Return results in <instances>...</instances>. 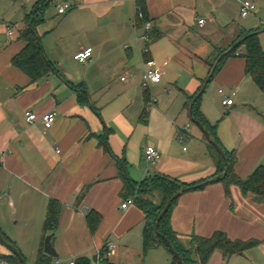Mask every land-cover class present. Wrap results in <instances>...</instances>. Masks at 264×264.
Masks as SVG:
<instances>
[{
	"label": "crops",
	"instance_id": "crops-1",
	"mask_svg": "<svg viewBox=\"0 0 264 264\" xmlns=\"http://www.w3.org/2000/svg\"><path fill=\"white\" fill-rule=\"evenodd\" d=\"M45 1L0 0V233L35 264L47 209L56 200L62 210L52 238L55 264H102L108 239L118 245L108 264H172L164 246L145 251L143 211L136 204L122 208L129 198L123 174L139 187L157 176L191 185L216 173L218 156L192 121L189 101L209 76L210 63L243 33L258 32L264 50V0H145L159 36L148 55L139 39L144 24L134 23L138 0H57L72 10L60 16L57 6L52 12L48 7L35 17L56 72L33 84L12 60L26 47L23 35ZM242 1L257 10L241 16L228 44L220 46L212 39L215 27L234 23ZM199 19L206 20L203 27ZM12 24L18 30L10 39ZM87 48L93 49L89 61H76ZM243 50L224 62L196 108L222 148L235 152L234 173L246 180L264 166V92L246 74ZM150 61L162 67L163 78L144 90ZM230 98L233 104L224 105ZM26 110L55 113L56 122L49 130L41 121L29 124ZM148 146L162 156L156 165L145 160ZM91 211L100 216L95 232L87 221ZM171 225L184 240L221 231L232 240H259L257 248H264V203L243 195L238 185L230 196L222 183L182 195ZM7 252L0 244V253ZM251 258L249 251L229 259L216 251L208 264H255Z\"/></svg>",
	"mask_w": 264,
	"mask_h": 264
},
{
	"label": "trees",
	"instance_id": "trees-1",
	"mask_svg": "<svg viewBox=\"0 0 264 264\" xmlns=\"http://www.w3.org/2000/svg\"><path fill=\"white\" fill-rule=\"evenodd\" d=\"M52 2L53 0L49 4H47L46 0L44 3L39 4L36 7L35 12L33 13L31 25L23 35V38L26 41V47L12 60L13 66L27 75L33 84L40 82L52 72H56L55 66L45 54V51L42 47L41 38L35 29V17L37 13L48 8ZM138 7L143 12L144 19L139 20L137 23L144 24L149 21L145 0H138ZM150 37L151 42L153 43L159 38V36L155 35L153 31L151 32ZM240 41L241 43L233 50L229 51L230 49H228L225 51H220L219 55L215 58L213 63H210L211 73L219 58H221L223 54L229 51L217 65L212 79L216 76V74L219 72L224 62L228 58L237 55L238 52H240L241 49L244 48L241 54L246 60V74L249 75L261 89V91L264 92V50L260 44L259 33L253 31L243 33L234 42L232 47ZM202 87L192 98H190V103H192V101L198 95ZM199 100L194 104L193 108V117L195 119V122H200L201 124H203L205 128L210 132L212 139L218 143L214 134V127L210 126L204 119V117L197 112L196 107ZM145 115L147 116V113H145ZM212 148L216 151L213 146ZM225 153L230 164V169L227 175H224L226 170V161L216 151V154L218 156L216 173L204 181L191 185L185 184L173 178L157 176L153 179L145 181L138 187V185H136L131 179L123 174L124 194L129 197L128 199H133L134 203L138 206L139 209L143 211L145 215V251L154 246H164L169 251L168 247L165 245L162 239V237H165L170 241L171 245L180 255L184 264H208L212 255L216 251L221 252L224 258L229 259L236 255H244L246 252L258 247L262 243L261 241L255 239L247 241L232 240L226 233L221 231L215 232L211 237L191 235L190 237H188V243H184V239H182L172 229L171 211L177 203L178 199L188 192L203 189L213 183H222L224 185L226 196H230V188L232 185H238L241 188L243 195L247 196L251 194L257 203H264V166L258 167L251 176H249L246 180H242L234 173V165L236 162L235 152L225 151ZM120 170L123 171L122 165H120ZM144 190H147L146 193L157 191L161 195L160 205H153L148 201L132 198V196L135 195L136 192L143 193ZM184 190L186 191L183 192ZM86 191V189L82 191V193L80 194V199L84 198ZM176 194H180V196L172 203L169 212L160 222L157 233L156 225L158 217L165 206ZM61 210L62 205L60 203H58L56 200L50 201L43 225L44 240L48 236L54 237L55 233L57 232L59 228ZM87 221L90 230L92 232H95L100 222V216L96 212L91 211L87 216ZM4 239L8 241L6 237H4ZM8 242L10 243V241ZM102 255L104 256L105 253ZM101 260L102 264H108L107 260H104L103 258ZM0 263L19 264V261L16 256L9 252V254L0 253ZM80 263L90 264L89 261L85 259H80L76 264ZM25 264H27L26 261ZM35 264H55L54 258L44 252V244L41 246L38 252ZM172 264L181 263L172 256Z\"/></svg>",
	"mask_w": 264,
	"mask_h": 264
},
{
	"label": "built area",
	"instance_id": "built-area-1",
	"mask_svg": "<svg viewBox=\"0 0 264 264\" xmlns=\"http://www.w3.org/2000/svg\"><path fill=\"white\" fill-rule=\"evenodd\" d=\"M72 10V6L70 4H63V5H59L57 6V11L58 14L60 16H63L65 14H67L68 12H70ZM257 10V6L250 1H242L241 2V6H240V14L243 18H247L250 15H252L254 12H256ZM144 19V14L141 11V9L138 7L137 8V13H136V17L134 19V23L137 24V22L139 20H143ZM198 23L201 27H203L206 23V20L204 19H199ZM153 26L152 23L150 21L144 23V33L143 35L139 38L140 40H142L145 43V48L143 50L145 55H148L150 53V48H149V44L151 43V37L150 34L152 32ZM18 30V27L16 25H8L7 29H6V34L10 39H13L15 37V34ZM93 55V49L92 48H87L81 52H79L78 54L75 55L74 59L80 63H87L89 61V59L92 57ZM148 65L151 67L150 69H148V71L145 73L144 77H143V84L142 87L144 90H147L149 88L150 84H156L159 83L162 78H163V71H162V67L160 66H155L153 64V62H148ZM122 82H127L128 78L127 76L122 77ZM220 93L222 95H224L223 91H220ZM233 97L236 95V92H233ZM226 98V96H225ZM233 98L230 99H225L224 100V105L226 106H231L233 104ZM56 114L55 113H47L43 116H38L36 112H34L33 110H26L25 111V120L27 123L29 124H33L36 123L38 121H41L45 127V129H51L52 126L55 124L56 122ZM182 140V139H181ZM162 156L160 154V152L153 146H148L146 148L145 151V160L148 164L150 165H156L160 162ZM134 200L133 199H128L123 205L122 208L126 209L128 206L133 205ZM104 249H105V257L107 260H111L113 257H115V255L117 254L118 251V245L117 243L112 240V239H108L105 242L104 245ZM74 264V263H73Z\"/></svg>",
	"mask_w": 264,
	"mask_h": 264
},
{
	"label": "water",
	"instance_id": "water-1",
	"mask_svg": "<svg viewBox=\"0 0 264 264\" xmlns=\"http://www.w3.org/2000/svg\"><path fill=\"white\" fill-rule=\"evenodd\" d=\"M52 0H47V4H49ZM241 43V41L239 43H237L236 45H234L233 47H231V50H233L234 48H236V46H238L239 44ZM227 51L225 54L222 55L221 58H219V60L217 61L216 65L214 66L213 70L211 71V73L209 74V76L207 77V79L205 80L204 84H203V87L201 89V91L198 93V95L195 97V99L193 100V102L191 103V106H190V116L192 118V121L194 123L197 124V126L199 127V129L203 132V134L205 135V137L208 139L209 143L216 149V151L225 159L226 161V170H225V173L224 175H227L228 172H229V169H230V164H229V161H228V158L226 156V153L224 151V149L222 148V146L217 143L216 141H214L212 139V136L210 134V132L205 128V126L203 124H201L200 122H195V119L193 117V108H194V104L197 102V100L202 97V95L204 94V92L206 91L207 89V86L208 84L211 82L212 80V77L214 75V72L217 68V65L219 64V62L222 60V58L229 52ZM186 190H184L183 192H185ZM180 194H176L172 199L171 201L165 206V208L163 209V211L161 212V214L159 215L158 217V220H157V225H156V232L158 233V229H159V225H160V222L162 221V219L164 218V216L169 212L170 208H171V205L172 203L177 200L179 198ZM52 238L53 236H48L45 241H44V252L51 256L52 258L54 259H58L59 255L56 251V249L54 248V246L52 245ZM165 245L168 247L169 249V252L171 253V255L173 257H175L181 264H184L183 263V260L182 258L180 257V255L176 252V250L174 249V247L171 245L170 241L165 238V237H162ZM0 244L2 246H4L6 249H8V251H10L14 256L17 257L18 261H19V264H25V260L23 258V256L21 255V253L18 251V249L13 246L12 244H10L8 241H6L3 237V235L0 233Z\"/></svg>",
	"mask_w": 264,
	"mask_h": 264
},
{
	"label": "rangeland",
	"instance_id": "rangeland-1",
	"mask_svg": "<svg viewBox=\"0 0 264 264\" xmlns=\"http://www.w3.org/2000/svg\"><path fill=\"white\" fill-rule=\"evenodd\" d=\"M57 0H54L51 5L48 8L49 12L54 11V9L57 6ZM235 18V22L233 23V21H231L230 24L228 25H223V28L220 27H215L216 31H212L213 35H212V39L220 44V46H226V44H228V41L230 40V35L232 34L234 27H237L238 24H241L243 22V18L241 17L240 13L238 15V17H233ZM210 27H214L211 26ZM191 123V122H190ZM193 125V124H192ZM147 190H144L143 193H139L136 192L135 195L132 196V198L134 199H139V200H145L148 201L150 203H152L153 205H160L161 203V195L157 192H149L146 193ZM188 239L184 240V243H188ZM3 248V247H2ZM4 249V248H3ZM5 250V249H4ZM10 252V251H9ZM7 252V253H9ZM249 255L252 257L251 260L255 262V264H264V248H254L249 250Z\"/></svg>",
	"mask_w": 264,
	"mask_h": 264
}]
</instances>
